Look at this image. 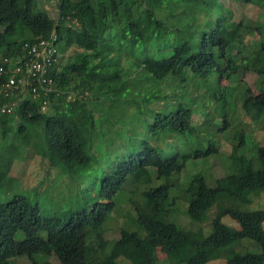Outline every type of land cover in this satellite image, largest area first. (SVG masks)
I'll list each match as a JSON object with an SVG mask.
<instances>
[{
  "label": "trees",
  "instance_id": "1",
  "mask_svg": "<svg viewBox=\"0 0 264 264\" xmlns=\"http://www.w3.org/2000/svg\"><path fill=\"white\" fill-rule=\"evenodd\" d=\"M232 1L264 7V0ZM42 39L57 61L47 74L54 90L46 94L37 81L38 95L30 85L37 76L27 69L29 50ZM240 68L264 79L263 12L237 21L222 0H0V264L22 256L50 264L55 251L75 258L80 230L87 239L82 264H158L155 242L170 264H264V206L246 208L254 204L251 194H264V146L253 138L246 153L243 121H261L264 130V89L244 99L246 85L220 83ZM11 77L16 84L7 88ZM194 85L205 86L218 129L197 120L195 97L178 96ZM159 134L172 135L170 154L155 142ZM222 137L229 153L220 151ZM194 145L204 169L181 177L190 160L182 147ZM19 147L68 175V203L53 211L36 201L35 190L18 188L11 171ZM213 155L225 163L221 177L210 173ZM182 201L197 222L219 204L211 233L171 220ZM115 213L127 220L101 244ZM226 215L239 227L224 223ZM244 239L260 251L233 247Z\"/></svg>",
  "mask_w": 264,
  "mask_h": 264
},
{
  "label": "rangeland",
  "instance_id": "2",
  "mask_svg": "<svg viewBox=\"0 0 264 264\" xmlns=\"http://www.w3.org/2000/svg\"><path fill=\"white\" fill-rule=\"evenodd\" d=\"M224 4L231 7L234 12V18L235 20H240L243 16L250 17V18H257L259 13H264V7L260 8L257 5H250V4H244V3H237L232 0H222ZM260 0H254V3L259 2ZM46 7L48 8L50 14L52 17H56V12L53 10V4L48 3L46 4ZM202 18L205 17V15L201 16ZM150 34V31H149ZM258 36H247L246 43L251 44L252 40L257 38ZM71 52V51H70ZM223 85H239L244 84L247 86V88L244 90V92L241 94L242 98L246 99L249 98L252 94H258L260 90L264 89V79L261 78L255 71L250 69H242L240 68L238 74L235 75V77L228 79H222L220 81ZM163 84L170 90L174 87V84L170 79H165L163 81ZM191 87V86H190ZM195 87V85H194ZM195 91H191L189 88L183 87L179 88L177 90V94L180 98L184 97L186 99H192L195 97V117L200 123H203L207 125L208 127L212 129H218V126L214 123L217 122L218 118L216 112L212 109L210 105L206 102V96H204L205 93V86L199 85L198 87H195ZM216 88V86H215ZM237 114V112H236ZM235 114V115H236ZM234 121H238L234 117ZM243 121L245 123H248L246 128L247 133V141L249 143V147H246L245 151L246 153H250V150L253 146V138L256 142H258L259 145L264 146V130L262 128L261 121L256 122H250V119L243 115ZM169 134H172L171 132H168ZM157 135L155 137V142L157 143L158 147L161 148V150L165 154H170L168 144L173 139L172 135ZM163 136V137H162ZM136 143V142H135ZM197 146L194 145L190 148H185V146L182 147L183 154L188 153L190 155V160L187 162L186 171L181 175V177L187 178V176H190L191 174H194L202 169H204V163H202V160L200 157H197ZM231 150V144L228 140L222 137L220 139V151L223 153H229ZM223 158V157H222ZM14 163L12 166L11 175L15 177L18 181V188L24 190L26 193H35L38 192L40 196L36 199L40 203V205L44 208L50 207V210H58L63 205L68 203L70 198V192L71 189H74L72 183H70L69 177L67 174H63L60 171H58L57 168L50 165L49 161L46 159L41 158L40 155L34 154L30 148L25 149L24 147H19L15 151L14 155ZM101 162L99 159L95 160V165ZM112 161L109 160L108 164H110ZM208 166L210 169V173L212 174V177H221L225 173V163L222 161L221 157L218 155H213L208 158ZM82 169V167H80ZM209 169L207 172H209ZM251 170V163L250 161L245 162L243 166V172L245 174L249 173ZM82 177L78 176L75 178L74 183L75 186L82 182ZM183 179V178H182ZM181 179V180H182ZM135 187V184H133L132 181H129L125 184V188L127 190H132ZM35 190V191H34ZM33 191V192H32ZM76 192V190H75ZM34 198L37 197V194L32 195ZM3 198V196H2ZM250 198L254 201L253 205H248L249 209H255L260 208L264 206V194H251ZM74 206L81 205L80 201L75 200L72 202ZM125 207V204H123ZM219 204H215L214 207L210 209V211L207 212L202 222L200 221H194L190 218V216L185 211L186 203L181 202L179 207H176L177 214H174L171 218L175 223H177L179 226L183 228H191L194 231L195 230H201L202 233L207 236L212 231V219L217 214V211L219 209ZM244 208V206H243ZM115 219L111 222H108L110 230L107 231L106 234L102 236L101 244H103L106 239H112L114 236H116L119 232L118 229H115L118 227V225H122L126 219L121 214L115 213ZM223 222L234 226L235 228H238V223L232 219L230 216L226 215L222 218ZM83 230H80V243L78 247V254L75 258L70 257L66 253H61L58 251H55L51 257H50V264H82L84 260V246L86 244L87 239L83 236ZM157 243V244H156ZM243 244V246H242ZM233 247L238 251H252V252H259L260 246L248 239H244L241 242L235 243ZM153 249L156 255V259L158 261V264H170V262L166 258V253L164 252L163 248L161 247V244L158 242H155L153 244ZM12 264H32V262L25 256L22 257H15L12 259ZM185 264V263H184ZM208 264H225V259H218L214 261H210Z\"/></svg>",
  "mask_w": 264,
  "mask_h": 264
},
{
  "label": "built area",
  "instance_id": "3",
  "mask_svg": "<svg viewBox=\"0 0 264 264\" xmlns=\"http://www.w3.org/2000/svg\"><path fill=\"white\" fill-rule=\"evenodd\" d=\"M30 56V65L28 66L27 72L30 75L37 76L36 80L31 82L30 85H34L33 90L39 95L38 89H36L35 83L39 81L42 85V89L47 94L48 91H53V80L48 77L49 67L52 66L57 61V51L55 48L51 47L50 41L46 39H42L31 46L29 50ZM19 82L28 85V79L24 78L19 80ZM16 84V80L14 77H11L7 88H13ZM1 107L5 110L8 108L1 105ZM10 109H8L9 111Z\"/></svg>",
  "mask_w": 264,
  "mask_h": 264
},
{
  "label": "crops",
  "instance_id": "4",
  "mask_svg": "<svg viewBox=\"0 0 264 264\" xmlns=\"http://www.w3.org/2000/svg\"><path fill=\"white\" fill-rule=\"evenodd\" d=\"M218 260V259H217Z\"/></svg>",
  "mask_w": 264,
  "mask_h": 264
}]
</instances>
